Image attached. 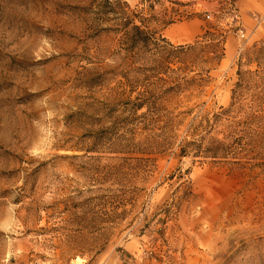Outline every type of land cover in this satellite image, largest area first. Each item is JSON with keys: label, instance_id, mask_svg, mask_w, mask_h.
Listing matches in <instances>:
<instances>
[{"label": "rangeland", "instance_id": "374dc122", "mask_svg": "<svg viewBox=\"0 0 264 264\" xmlns=\"http://www.w3.org/2000/svg\"><path fill=\"white\" fill-rule=\"evenodd\" d=\"M126 1L123 26L98 0H0V264H264V146L240 136L264 115V58L245 60L264 0ZM187 21L207 37L168 36ZM156 65L209 78L181 102L175 143L139 151L161 123L131 100ZM217 141L223 157L196 152Z\"/></svg>", "mask_w": 264, "mask_h": 264}, {"label": "trees", "instance_id": "16d2710c", "mask_svg": "<svg viewBox=\"0 0 264 264\" xmlns=\"http://www.w3.org/2000/svg\"><path fill=\"white\" fill-rule=\"evenodd\" d=\"M116 1L118 6V10L113 7L112 3ZM152 6V4H149ZM126 7H128V3L126 0H98V13L102 16L101 19L107 20V14L114 11L116 14V18L120 20V23L123 26L128 24V17L126 15ZM169 21L165 22L166 24ZM134 29L139 32H144L138 24L133 25ZM208 31L205 30L203 33L199 34V37H207ZM142 42H146L145 39L140 38ZM134 42V41H133ZM258 42L264 43V37L255 43L252 44V49L248 50L245 53V60L247 62L256 61L257 65L260 66L262 64V60L264 58V52H262L261 48H256ZM179 49L193 48L194 44H178ZM222 57V52L215 56L216 62H218ZM242 56H240L241 59ZM241 65V63H239ZM168 68V67H167ZM166 67H162L156 65L152 68H149L147 71H144L143 78L140 83V90L138 91V95L131 100V105L136 111L137 109L144 108L138 116L143 118L144 122L147 125H154L155 123L160 124V132L156 133L151 138H148L145 141V145L143 147H138L136 150L153 152V151H165L172 144L175 143V128L178 123H180L185 115L191 111V107L188 109H179V106L183 100H189V97L194 93L191 89L197 87H201L204 85V82L208 80L209 75L205 72V75L198 73V77L191 76L189 78H183L180 76L181 67L176 69H171L169 71ZM208 71V68H206ZM241 69L238 68V74H241ZM240 82L235 83V87L232 89V101L229 106L222 107L218 113L213 115V122L217 120L219 116L224 114H229L232 109V105L235 103V99L240 98L242 95L241 91H239ZM188 93H184L185 90H189ZM241 90V89H240ZM253 96V95H252ZM254 101L255 98H252ZM251 107V106H250ZM252 108V107H251ZM260 103L256 105V108H253L252 111L247 114L246 119L244 120L246 124L240 129L242 135L248 137L247 144H250L248 151L253 150L255 146H259L262 148L264 146V115L262 114ZM200 122H205V124L212 125L210 121V117L207 115H201L199 118ZM188 134H191L192 131H189V127L186 129ZM235 130V129H234ZM200 142H203V137L199 138ZM216 141V140H213ZM194 142V140L182 138L177 145L179 146V154H187L190 150V145ZM199 143L196 147V152L202 155H210L212 157L224 156V147L223 142L217 141L216 145L212 147H202V144ZM234 150V149H233ZM235 152V151H234ZM112 197H118V195L113 194ZM119 202V201H118ZM116 207V206H115ZM124 212V211H122ZM121 212V213H122ZM119 212V214H121Z\"/></svg>", "mask_w": 264, "mask_h": 264}, {"label": "crops", "instance_id": "0c3cea01", "mask_svg": "<svg viewBox=\"0 0 264 264\" xmlns=\"http://www.w3.org/2000/svg\"><path fill=\"white\" fill-rule=\"evenodd\" d=\"M201 27L193 21L180 22L168 31V36L173 39H192L200 33Z\"/></svg>", "mask_w": 264, "mask_h": 264}, {"label": "built area", "instance_id": "2783aa9c", "mask_svg": "<svg viewBox=\"0 0 264 264\" xmlns=\"http://www.w3.org/2000/svg\"><path fill=\"white\" fill-rule=\"evenodd\" d=\"M207 16H209V15L207 14Z\"/></svg>", "mask_w": 264, "mask_h": 264}]
</instances>
